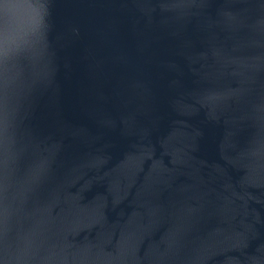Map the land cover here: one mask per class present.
Returning <instances> with one entry per match:
<instances>
[{
  "label": "water",
  "instance_id": "obj_1",
  "mask_svg": "<svg viewBox=\"0 0 264 264\" xmlns=\"http://www.w3.org/2000/svg\"><path fill=\"white\" fill-rule=\"evenodd\" d=\"M20 2L0 264H264V0Z\"/></svg>",
  "mask_w": 264,
  "mask_h": 264
},
{
  "label": "clouds",
  "instance_id": "obj_2",
  "mask_svg": "<svg viewBox=\"0 0 264 264\" xmlns=\"http://www.w3.org/2000/svg\"><path fill=\"white\" fill-rule=\"evenodd\" d=\"M27 4L20 0H0V94L7 101L8 91L21 81L22 61H38L43 24L34 23L24 11ZM22 250V257L29 254Z\"/></svg>",
  "mask_w": 264,
  "mask_h": 264
}]
</instances>
